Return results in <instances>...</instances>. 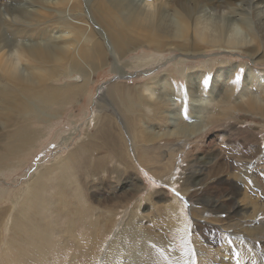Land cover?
Instances as JSON below:
<instances>
[{"label":"rangeland","instance_id":"rangeland-1","mask_svg":"<svg viewBox=\"0 0 264 264\" xmlns=\"http://www.w3.org/2000/svg\"><path fill=\"white\" fill-rule=\"evenodd\" d=\"M68 1L71 8H68L71 11L66 14L68 18L54 21V11L49 13L29 9L30 12H27L21 8V5L34 7L33 3H40V0H0L2 11H5L6 6L22 18L26 17L24 23L10 20L2 22L0 39L16 37L22 29H41L45 25L56 24L57 28L70 30V41L72 44L79 42V51L85 49L93 54L91 59L95 61L93 68L96 72L91 77L89 93L73 101L69 98L65 103H49L45 107L37 102L41 110L55 117H52L51 122L37 124L42 136L32 156L26 155L24 163L15 170L8 168L0 172V189L7 192L5 197H1L3 200L0 201V208L10 207V214L16 215L21 203L25 204L29 213L36 212L30 201V191L32 200L34 194L33 186H30L35 180L34 174H39L50 164L56 165L63 158L65 161L66 158L71 159L69 163L73 166L66 169L70 173L63 182L66 183V189L62 197L57 195V175L46 180L43 197L48 203L44 201V210L37 214L42 223L37 233L49 236L44 241L37 243L33 240L32 246L31 239L23 243L18 239V234L14 241L15 233L10 230L13 221L8 225L0 217V264H22L18 258L22 250L30 251L29 257L41 258L32 264H71L72 261V264H197L193 239L200 236L206 242L205 236L209 233L207 225L204 226L206 222L199 221L202 213L226 225L236 219L232 206L243 197V192L247 191L248 195L264 200V114L248 102V94L256 95L264 102V43L259 46L253 40L252 46H243L242 50L239 48L235 51H223L218 46L205 45L201 41V46L195 43L188 51H182L167 43L165 48L157 50L145 41L146 32L142 30L144 25L136 31L129 19L128 10L138 12L140 8V11L145 12L143 8H148V2L156 7L168 2L165 10L171 16L179 7L177 0H118L120 3L117 0ZM215 1L211 0L210 3ZM254 1L219 0L220 3L232 6L234 3L236 12H230L227 7L220 10L216 6L208 8L205 13L220 23L232 15L231 31L237 32L240 38H255L261 30L256 25L258 18L255 16ZM65 5L61 4L57 10L66 9L67 3ZM125 6L128 9L123 12ZM118 7L122 10H118ZM260 10L264 15V6ZM127 17L129 21H126ZM112 19H120L122 27L127 23L125 26L128 28L116 26ZM74 21H82L85 25L78 26ZM261 23L264 24V19ZM192 30L194 33V29L190 30L191 33ZM79 32L84 33L82 38ZM121 39L130 41V45L119 52L117 43L123 42ZM115 49H118L117 55L112 51ZM74 56V53L67 51L59 61L49 64L53 86L60 87L73 82L87 84L78 72L62 76L69 70ZM83 65L86 66L85 63ZM119 65L125 67L124 73L115 71L117 66L120 68ZM250 68L253 69V80H247ZM199 72L201 89L195 90V95L209 99L205 107L196 108L190 104L191 93L187 87L186 74L195 75ZM218 72L223 75L214 88L222 89L218 92L220 96L212 92V84ZM164 79L165 84L169 83L165 89L159 84ZM112 82L129 87L149 83L153 84L155 92L152 98H149L150 94L134 93L139 98L135 106L121 108L114 102L113 106L98 109L96 102L99 92L104 90L102 86L106 87ZM210 90L212 95L208 93ZM242 91L248 94L243 96ZM171 96L178 99L173 109L178 117L177 126L180 124L181 128L197 131L194 137L178 132L177 127L169 122L167 114L171 108L165 99ZM219 97L227 98L224 104ZM199 108L205 110L200 111ZM44 117L41 115V118ZM105 121L110 124L111 137L115 138L116 143L120 142L119 146L122 145L116 155L114 152L110 154L114 147H107V150L93 156H89L91 152L84 153L78 161L69 156L70 149L83 141H101L103 137L98 130ZM193 121L197 126L192 125ZM7 123V119L0 118V132L5 134L4 141L11 131ZM202 124L208 126L206 130L199 131ZM156 131H161L163 137ZM131 138L140 142L138 153L135 151L132 154L129 148ZM173 168L177 169L175 172L179 176L176 185H170L168 181ZM174 197L183 204L187 220L185 227L179 225L177 218L181 215L178 210L174 211L176 219L166 217L165 208L169 202H173ZM13 198L19 200L17 208L13 207ZM174 208L176 210L177 207ZM193 208L196 210L191 214ZM262 216L261 211L257 218ZM28 219L19 221L28 223ZM219 240L221 243L222 240ZM64 241L69 242L70 246L60 244ZM211 245L214 249L220 247L218 244Z\"/></svg>","mask_w":264,"mask_h":264},{"label":"bare ground","instance_id":"bare-ground-1","mask_svg":"<svg viewBox=\"0 0 264 264\" xmlns=\"http://www.w3.org/2000/svg\"><path fill=\"white\" fill-rule=\"evenodd\" d=\"M40 1H41L40 3H33L35 5L34 7H28L25 5H21V8L23 10H26L27 12H30L29 9L31 11L38 10L41 12H49V13H53L50 11H54L55 13V15L53 14L54 21H60V20H64L65 18H68L66 14L67 12L69 13L71 11L70 10L71 8L68 5L69 4L68 0H40ZM210 2L211 0H208V1L207 0H185V1L177 0L179 7L176 10H174V13H171L173 15V16L171 15L172 17L169 16V14H166L167 10H165V6H166L165 4H167L168 2H164V5L161 7L159 6L156 7V5H153L152 2H148V8L146 9L145 7L143 8L145 12L140 11L139 10L140 8H139L138 12L135 10H128V14L130 15L129 19L132 21V23L136 27V31H137V28H139L141 25H144L142 30L146 32L145 41L157 50H162L163 48L167 46V43H170V44H173L170 46H176L182 51L183 50L188 51L193 45L195 46V43H199V41H201L200 43H205V45H210V46H215V47L218 46L223 51H235V49H239V48H241L242 50L243 46H249V47L252 46L254 43L253 40H255L257 45L262 46V44L264 43V24H262L261 21L264 19V15H262V11L261 10L259 11V9L262 6H264V0L254 1L255 9H256L255 16L258 18V22L256 25H258L261 30L260 32L261 34L259 33L258 35H256L255 38H253L252 36L240 38L239 36H237L236 34L237 32L234 33L233 31H231L230 28H232L233 26V19L231 18L232 15L227 17L224 20V23L223 22L220 23L219 21H214L213 19H211V15L207 16L209 14L207 13L206 15L205 13L208 10V8H211V7L214 8L216 6L217 8H221L220 10H222L223 7H227V9H229L230 12L235 13L236 7H234V3L232 6L231 4H228V3H224V2L220 3L219 0H216L215 3H210ZM65 3H67L66 9L57 10V9H60L59 6L61 4L66 6ZM235 5H238V4L235 3ZM111 8L113 7H110V9ZM124 8L125 9H123V12L126 10V8L128 9V6H125ZM2 9L3 8L1 7L0 8V26H2L1 25L2 22L7 21V20L14 21V22H17V21L23 22L24 18H26V17L22 18L18 13L12 10H9L6 6L4 7L5 11H2ZM118 10H122V9L119 8ZM111 11L112 10H110V12ZM39 15L41 16V14ZM169 17H171V21L169 20L170 19ZM117 19H112V22L116 26L122 27L123 25V23H121L122 21L120 22L119 21L120 19L119 20ZM126 19H127L126 21H129L128 17ZM74 22L75 24H78V26L85 25L82 21H74ZM25 23L27 24L26 21ZM125 25L122 28L127 29L128 27ZM191 29H194V33H193V30L191 33L190 31ZM116 30L117 29H115V31ZM20 31H21V33H19L20 35H16V37L13 36L6 40L0 39V118L7 119L8 121L7 125H9V127L11 128V131L8 133L6 141H4L5 134H2L0 132V172L2 170H7L8 168H10L11 170H15L16 168L20 167L21 164L24 163V161L26 160L25 159L26 155L32 156V154L34 153L33 149L36 147V143L38 142L39 138L42 136L41 128L38 127L37 124L41 122L43 123L51 122L52 117H55L54 114H49L48 112L41 110L37 102H39V104H41L42 107H45L49 103H52V104L53 103H65L64 101L69 98H71V100L77 99L79 96H83L89 93L91 77L94 76V74L96 73L94 72L95 70L93 68V65H95V61L91 59V56H93V54L86 51L85 49L79 51V42H75L74 44L71 43L70 37H69L70 30L57 28L56 24L52 23V24H49V26L47 27L46 25L43 26V28L41 29H31V30L22 29ZM79 36L82 38L84 36V33L79 32ZM129 42L130 41L118 42L117 44L119 47L118 48L119 52L129 47L130 45ZM96 43L100 45L98 41H96ZM200 43L198 45H200ZM254 46L256 47V45ZM118 49L112 50L115 52L114 54L117 55ZM67 51H69V53L70 52L74 53L75 56L72 57L71 59L69 70L63 73L62 76H67V75L71 76L76 72L81 73L83 77L82 80L87 81L86 85H84L83 83H78V82L65 84L60 87H56L52 85V80L54 79L53 78L51 79L50 77L51 75H49L50 74L49 64L59 61L62 55L67 54ZM197 53L200 54L201 52H197ZM152 59H154V57ZM82 62L85 63L86 66H84ZM143 64L144 62L141 63V65ZM119 67L120 68H118L117 66L115 71L124 73L125 67L122 68L120 65ZM252 71L253 69L250 68L249 76L247 75L248 76L247 80L248 79L253 80ZM53 73L55 74V72ZM200 75H201V72L195 75L186 74V79L188 81L187 87H188L189 92L191 93L190 104L196 106V108L197 106L205 107L206 101L209 99L208 97L195 95V90L201 89V86H200L201 83L199 82ZM222 75L223 74L221 72L216 73L213 84H212V88L215 87L216 83L220 80ZM226 78H228V75L226 76ZM57 79L58 77L55 78V80ZM165 79L160 81L159 83L160 86L164 89L166 87H169L168 82H167L168 84H165L166 83ZM152 85L149 83H143L141 86L129 87L119 82H112L111 84H108L106 87L102 86L103 87L102 89L104 90L99 92L98 97H97L96 106L98 109H103L105 108V106L115 105L114 102H116L117 105L120 106L121 108H128L131 106H135L137 105L136 100L139 98L136 95H134V93L138 95H141L142 93L150 94L151 96L149 98H152L155 92L153 90L154 88ZM219 91H222V89L219 90L217 88H214L212 92L214 93V95L216 94L219 95L218 93ZM245 91L244 92L242 91L241 93L243 96L245 94L246 95L248 94V93H245ZM209 92H211V90L208 91V93ZM212 92L211 94L210 93L209 94L212 95ZM104 94L106 95V97H102ZM248 95H249L248 102L252 104L254 107H257V109L262 110L264 114V102L262 101V99L256 97V95H251V94H248ZM155 98H157V96ZM159 99L162 100V98L160 97ZM219 99H223L221 100V103L223 102L222 104H224L225 99L227 98L219 97ZM165 101L169 103L170 105L169 107L171 108V111L169 110V113L167 114L169 117V122L178 128V129L176 128L178 132H182L185 135H190L191 137H194L197 131L193 132L189 130L187 127L181 128L180 124L179 126H177L178 117H176L177 115L175 116V112H173V109L175 108V106H177L178 99L171 96L165 99ZM98 102H100L101 104L99 105ZM199 109L201 111L204 108H199ZM115 113L118 114V112H115ZM41 115H43V117L45 116L44 119L41 118ZM105 115L106 114H103V116ZM122 115L124 116L125 114H122ZM95 118H97L96 115H95ZM121 120L123 119L121 118ZM181 120H183V118ZM195 124L196 122L194 123L193 121L192 125H195ZM198 126L200 125L198 124ZM202 126L203 124L201 125V127ZM207 126H203L202 128L200 127L201 129L200 130L198 129V130L204 131L206 130ZM145 131H147V129ZM110 132H111V129H110L109 122L108 121L103 122V124L99 127V130H98V133L103 137V139H101L100 137L101 141L99 140V142L93 139L92 140L88 139L87 141H83L78 146L70 149L69 156H71L73 159L78 161L79 158L82 155H84V153L91 152V155L89 156H93V154L95 153L97 154V152H102V151L107 150V147H111V148L114 147V149L112 150L110 154H113L114 152V155H116L119 152V150L122 148V145L119 146L118 144L120 142L118 141L116 143L115 138L111 137ZM170 132L172 133V131ZM157 134L163 137L161 131H159ZM163 134L166 135L165 133ZM131 142H130V147L129 146L128 147L132 150L131 152L133 154L135 153V151L138 150V146H139L138 143L140 142H136L135 138H131ZM150 145L152 144L150 143ZM180 146L178 148H180ZM184 150H187V149L185 148ZM134 156H137V154H134ZM70 160L71 159L66 158V161H65V158H63L62 161L57 163L56 165L50 164L47 167H45L42 171H40L39 174L37 175L34 174L33 179L35 178V180H33L32 184L30 185V186H33L34 194H33V200H32V190H31L30 191V196H31L30 201H32L31 203L35 207V210H36L35 213L33 212L29 213V210L28 208L25 207V204L21 203L22 206L18 207L19 200L17 198L16 199L13 198L14 200L12 201L13 207L19 208L18 213H16V215L10 214V207H7L5 209V207L3 206L0 208V217L3 220H5V222H7L8 225L11 224V220L13 221V224L10 227V230H12L11 232L15 233V235L13 236L14 241L17 238L16 234H18V239H20L21 242L25 243L29 239H31L32 240L31 244L32 246H34L33 240L39 243V242L44 241L47 237H49L44 233H37V231L42 226L41 220L38 218L37 214L41 212L42 210H44V201L48 203V200L45 199V197H43L44 189L46 186V180L47 179L49 180L50 176L52 175L54 176L57 175V179H56L57 180L56 181L57 182L56 184L57 185L56 186L57 195L59 197H62L64 194L62 192L63 190L66 189V183H63V182L66 178L68 179L67 175L70 173L66 169L73 168V166L69 163ZM64 162H66L65 165L61 167V165ZM176 170L177 169L173 168L170 171L171 174L169 173L170 178L168 181L170 185H176L175 183L178 182L179 176H177V173L175 172ZM5 193H7L6 190L0 189V201L3 200L1 197H5L4 196ZM248 194H247V191L243 192L242 193L243 197L237 200L236 202H234V205L232 207H234L235 209L236 215L234 216V218L236 219H233L232 223H228L226 225H224L225 224L224 223L223 225H221L220 221H218L216 218L211 219V216L207 217L206 215H204V213L201 214L203 216H201L202 218L199 219V221L202 220L206 222L204 226L207 225V228L209 229V233H207V235L205 236L208 243H206L207 241L206 242L204 241V238L203 239L200 238V236H196L193 239L195 243L194 246H195V252L197 256V264H264V200L259 199L258 196H252ZM174 207H177L176 210ZM177 210L178 212H180V215H181L178 218L175 214ZM195 210L196 209L193 208L191 210V214ZM261 211H262L263 216L259 219L257 217ZM57 212L59 213L61 211L57 210ZM165 212L167 213L166 214L167 218L172 219V220L177 218V220L179 221L180 227L186 226L187 220L184 217L183 204L179 201L177 197L173 198V202L168 203V205L165 208ZM5 215H7V217ZM8 218L10 219L8 220ZM24 218H29L28 223H22L19 221V219H24ZM172 220H168V221L170 222ZM234 220H236V222H234ZM172 226L174 227L175 225L172 224ZM224 226L226 228H224ZM67 235L72 236L71 234H67ZM219 239L222 240L221 243ZM64 242L60 244H64L63 246H68V247L70 246L69 242L68 243L66 242L64 243ZM211 244L215 246H217L218 244V246L220 247H217L214 249ZM89 246L91 247V245ZM83 252L84 251H82V253ZM29 253L30 251L27 252L23 250L20 252L18 258L22 264H32L35 261L39 262L41 260L40 257L39 258L29 257L28 256Z\"/></svg>","mask_w":264,"mask_h":264},{"label":"snow or ice","instance_id":"snow-or-ice-1","mask_svg":"<svg viewBox=\"0 0 264 264\" xmlns=\"http://www.w3.org/2000/svg\"><path fill=\"white\" fill-rule=\"evenodd\" d=\"M177 195H179V193H177ZM189 251H191V249H189Z\"/></svg>","mask_w":264,"mask_h":264}]
</instances>
